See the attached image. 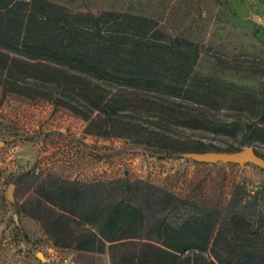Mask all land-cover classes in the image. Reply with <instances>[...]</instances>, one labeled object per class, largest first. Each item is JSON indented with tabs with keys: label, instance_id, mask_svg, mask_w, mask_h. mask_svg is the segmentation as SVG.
Here are the masks:
<instances>
[{
	"label": "trees",
	"instance_id": "16d2710c",
	"mask_svg": "<svg viewBox=\"0 0 264 264\" xmlns=\"http://www.w3.org/2000/svg\"><path fill=\"white\" fill-rule=\"evenodd\" d=\"M197 54L192 40L126 8L74 11L56 0H0L4 91L46 99L83 118L89 133L123 135L160 154L223 151L131 114L146 112L151 120L169 114L180 124L229 135L241 126V119L216 122L202 108L165 96L201 93L193 89L201 80L193 70ZM225 67L243 69L239 63ZM218 88L246 116L243 139L264 142V81L257 94L228 80ZM22 179L32 186L38 210H47L42 220L55 245L103 252L108 244L113 253L138 242L124 264H264V182L252 190L238 181L219 204L142 180L136 188L144 204L159 205L148 221L130 200L135 186L129 180L69 178L36 165L17 171L12 183ZM73 222L83 225L74 228Z\"/></svg>",
	"mask_w": 264,
	"mask_h": 264
},
{
	"label": "rangeland",
	"instance_id": "374dc122",
	"mask_svg": "<svg viewBox=\"0 0 264 264\" xmlns=\"http://www.w3.org/2000/svg\"><path fill=\"white\" fill-rule=\"evenodd\" d=\"M56 1L74 11L115 7L147 14L168 33L192 40L198 53L193 70L201 77L193 89L201 93L165 96L202 108L216 122L241 119V126L229 135L180 124L169 114L151 116L152 120L145 118L146 112L131 116L180 139L213 144L221 151L250 145L264 156L263 141L243 139L246 116L235 108L237 102L218 88L228 80L240 91L258 93L264 81V0ZM225 63H239L243 69L225 67ZM86 124L63 106L4 91L0 86V264H124L138 247V242L118 245L112 253L108 244L103 252L55 245L42 220L47 210H38L30 183L22 179L13 188L14 200L6 197L17 171L33 165L69 178L115 184L129 180L135 186L130 200L142 208L148 221L160 213L159 205L144 204L136 188L142 180L181 197L219 204L228 200L232 185L238 181L252 190L264 182V163L217 158L216 152L160 154L123 135L89 133ZM80 225L73 222L74 228Z\"/></svg>",
	"mask_w": 264,
	"mask_h": 264
},
{
	"label": "water",
	"instance_id": "95a60500",
	"mask_svg": "<svg viewBox=\"0 0 264 264\" xmlns=\"http://www.w3.org/2000/svg\"><path fill=\"white\" fill-rule=\"evenodd\" d=\"M216 157L217 158H222V159H227L235 162H242V161H247V160H252L257 163H264V159L257 155L253 148L248 145L242 150L234 151V152H216ZM14 183H10L9 187L7 189V194L6 197L10 200L13 201V188H14Z\"/></svg>",
	"mask_w": 264,
	"mask_h": 264
}]
</instances>
